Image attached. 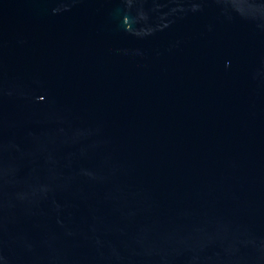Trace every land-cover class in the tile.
<instances>
[{
  "label": "water",
  "instance_id": "1",
  "mask_svg": "<svg viewBox=\"0 0 264 264\" xmlns=\"http://www.w3.org/2000/svg\"><path fill=\"white\" fill-rule=\"evenodd\" d=\"M0 264H264V0H0Z\"/></svg>",
  "mask_w": 264,
  "mask_h": 264
}]
</instances>
